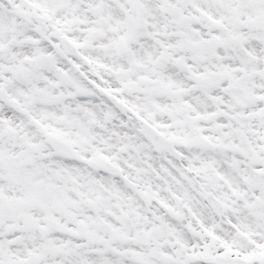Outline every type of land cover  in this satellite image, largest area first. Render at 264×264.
<instances>
[{"label":"snow or ice","instance_id":"snow-or-ice-1","mask_svg":"<svg viewBox=\"0 0 264 264\" xmlns=\"http://www.w3.org/2000/svg\"><path fill=\"white\" fill-rule=\"evenodd\" d=\"M0 264H264V0H0Z\"/></svg>","mask_w":264,"mask_h":264}]
</instances>
